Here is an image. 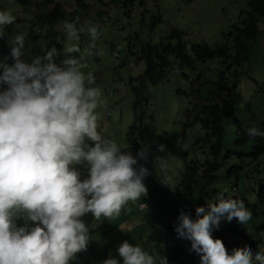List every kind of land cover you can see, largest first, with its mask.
<instances>
[{"label":"clouds","instance_id":"9594fccd","mask_svg":"<svg viewBox=\"0 0 264 264\" xmlns=\"http://www.w3.org/2000/svg\"><path fill=\"white\" fill-rule=\"evenodd\" d=\"M17 2L19 3L18 0ZM54 4L55 3L49 4V9H52ZM73 4L75 5L74 2ZM110 4L116 5L115 3ZM104 5H107V3ZM22 6L27 8V6ZM35 8L36 11H33L34 19L31 23L32 29L30 32L24 28L26 22L21 19L12 20L6 25H0V105H2V109L0 110V264H112L113 258L110 256L111 250L108 245L100 247L97 243L99 240L94 226L99 218L103 219V223L105 227H107V233L117 238L119 237L117 244H112L117 248L118 252L136 246L143 238H148L147 240L152 241L151 249L148 252L143 251L145 258L142 264H171V262L177 258L186 259L188 262L185 264H202V259H207L206 257L190 258L184 255L173 256L172 258L170 253L165 250L168 248L171 249L170 245L172 243L176 244L177 241H175L173 236L167 234V229L166 231L162 230L164 225H157L156 219L161 220L165 219L167 216L172 217L174 215L177 217V221H181L178 224H181L187 215H193V217L197 219L208 217L209 210L216 206L218 216L228 221L232 212V208L229 205L230 202L236 206V210L240 205H244L253 210V218L249 219L243 218L237 211L243 221L249 223L242 226L248 233H251V225L261 227L264 224L262 217L256 218L255 216L256 213L264 209L261 194V190L264 189V177L257 179L254 175V173H259L261 167H264V158L259 161H253L247 160L243 154H236L237 152L246 153L250 150L249 147L247 150L243 151L235 148L237 140L236 131L233 150L225 151L223 149L224 151H222L223 153H230L226 164L217 172L216 181L206 188V193L203 196L200 192V184H197L196 181L192 179H188L193 172L197 171V167L192 163L193 160L198 159L205 163L210 158L208 154L196 156L199 151L201 152L202 150L199 144H202L205 140V128L203 124L213 125V117L204 112L202 105L213 107L216 106L215 104H220L219 107L225 108L224 113H228L224 120L225 125L226 121L235 117L232 110V102H235L236 93L242 98L249 96L250 87L253 86L251 81H242L241 77L237 85H235L234 88L232 86L233 92L230 93L228 99L225 100V102H221L220 98L224 95L220 93L216 87L221 73L226 68L221 59L196 61L180 72H177L178 69L176 71L168 70V75L166 77L164 76L163 79L154 81L158 76L146 75L149 68L147 60L140 59L142 56L141 46L143 43L140 41L141 38L139 37L141 34H147L149 32V25L145 24L146 19L143 17V21L137 25L139 29H136L134 32L132 30L129 31L127 26L119 27V31H122V34H126L125 41L128 42L130 56L136 62L143 63L145 66L141 74L130 77L126 82V88H128L134 96V116L132 122L126 123L124 127L111 136H107L104 130L105 127L108 126L107 121L105 124L99 126H93V122L85 126L75 124L72 129L69 128L65 133L64 127L66 122H68L67 118H70V116H66L67 113L61 105L63 96L68 100L66 103H69L71 99L77 95L90 97L99 90H104L111 97L113 91L108 92L101 82H98V85H87L82 81L73 82L72 84L74 86L70 87L69 85L63 84L67 86L68 91L71 92L69 95H63L60 91H54L62 86L57 87L55 85V80L59 78L57 63L63 62L67 65L68 69H72L69 72L70 74H76L78 70L81 56L80 53L77 52L79 50L77 44L72 46V52H70L68 56H54L51 54L50 49L45 52L41 47L42 57L30 64H26L30 60L27 58L32 56L34 52H30L29 49H26L28 44L32 41H39L38 39L40 37H45L46 31L43 29L44 27L48 28L47 40H51L52 28H56V26L62 22H57L54 26L48 24L43 25V23L36 24L38 10L37 7ZM76 12L74 14L75 17H83V15L76 14ZM104 13L106 12H99L98 16L102 17ZM69 15L71 14L69 13ZM69 17L70 16L64 21L70 20ZM102 20L103 23L108 22L110 20V15H106ZM160 20L161 18L159 16L158 21ZM71 21L73 22V19ZM244 22H242L241 28H236L237 31L244 29ZM142 24H145V29H143ZM20 25L23 26V30L26 33L21 37H16L14 33H16L17 27ZM74 25L80 28L84 23L79 25L75 22ZM38 28H41V30H38ZM33 29L35 30L32 33ZM154 32H156L155 29H153V35ZM174 32L177 33L175 36L176 39L170 40L169 44H175L179 37H181L186 44H196L185 40L184 33L177 30ZM31 34H33L32 37H30ZM157 37L158 40L162 39L161 36ZM27 38L30 39L26 41L25 39ZM15 45H18V49H11V47ZM224 45L216 49L211 48V50H217ZM58 49H60V46ZM163 50L164 49L161 47V54ZM122 52V45L114 46V74L125 65V62H122ZM12 53H15V55ZM13 57H15L17 61L13 63L10 68L9 63L11 62H9V60ZM71 62H73V66H71ZM211 62L221 63V68L218 69L216 79L199 75L197 83L189 88L188 93L185 92V98L188 99V101L181 106V113L178 115L180 119L177 120L178 127L174 128L166 117H162L160 107L157 103L149 100L147 91L150 86H159L168 77H174L177 80L179 78L188 80L191 76L195 75L194 70L196 63L205 65ZM30 66L33 69V76L30 75ZM12 71L26 72L29 79L26 84L27 87H25L21 93V95L25 94L28 97L29 107L27 110L19 112V114L16 104L10 100L11 92L19 83L16 82L19 78L12 74ZM233 71L234 70L231 69L230 73H233ZM22 80L26 79L23 78ZM252 80L260 87L262 86V82H260L258 78H252ZM247 81L252 83V85L248 87ZM51 91L55 96V100L50 97ZM178 93H180V91ZM254 94L256 95L255 89ZM256 98L257 96L255 97V101ZM246 99L248 100V98ZM110 102L111 98H108L106 103ZM160 120L161 127L158 123ZM93 121L94 124L98 122L94 118ZM243 125L246 131L253 132L260 130L264 125V121L255 124L253 127L250 126L248 122L243 123ZM156 131L167 135L169 143L167 146H161L154 151V147L159 145L155 140L158 135ZM90 132H93L97 146H99L100 150L103 149V151L114 149V136L122 137L125 144H127L130 156L129 162L132 163V168H125L122 162H120V165H122L120 175L121 179L126 181L134 180L135 184L140 185L142 190V192H140L141 190L135 191L128 188V201L126 204L131 205L134 211L123 213L124 209L122 205L124 204L119 203L116 198H114L113 202H110L108 197L98 196L101 178L99 176L97 178L100 171L98 168L92 170L93 173H91L89 177L93 178L90 183L79 182L86 171L91 170H86L81 166L84 162L78 159L79 152L75 150L74 145H69L67 143L69 139L75 140V137L81 138L82 136H89ZM58 133H60V135L54 137ZM172 134L180 149L179 158L173 155L170 146ZM76 143L79 144L77 141ZM108 143L110 144L109 148ZM67 148L70 150V153ZM193 148H195L197 152H193ZM85 149L87 154L91 155L89 151H94V146L88 145ZM47 150H49V153H47ZM56 151L60 153V158L65 154L67 155L64 173L68 177V180L57 179V181L59 180L58 183L67 187L71 185L77 187L80 192L86 195L88 207L94 210L93 213H95L96 219L93 225H91V230L95 233L94 240H82L79 235L76 238H74V236L67 237V225L73 223V219L78 220L81 216V212L79 213L74 205V203L78 201L77 198H73L72 196L64 198L58 195L53 189H49L48 185H46L42 179H40V181L44 188L40 191L32 190L33 184L36 181L35 173L38 175L39 169L42 168L43 164L48 162L47 155H53ZM231 151L235 152L232 153ZM238 155H243V158H239ZM71 158L79 163V165H77L79 166L78 170L75 169L74 163L71 162ZM179 159H182L184 162V172L181 178L180 174L183 170L182 164H180L179 168L176 167V164H172L173 162L176 163V160ZM151 160L160 167L161 171V174L154 176L155 180L153 182L151 179L144 177V171L146 168H150L149 162ZM233 166L244 167L243 175L240 176L243 178L242 181L240 180L238 182L237 178L232 177L230 178L232 180L230 183L227 174H229L228 171ZM66 168L71 171L69 174L66 173ZM172 170L177 171L174 177L171 176L173 174ZM203 170L204 167L200 170V175H202ZM94 171L96 172L95 175ZM222 171H224L223 174H221ZM163 172H166L171 177L165 176L162 174ZM103 174L104 172H102L101 176ZM196 176L198 178V173ZM166 179H175L178 181L177 189L172 193L170 200L165 195ZM218 181H222V187H216ZM149 183H152V185L148 186ZM257 184H260L258 191ZM119 187L123 188L124 184L118 183V187H115L114 191H120ZM256 195L260 198L261 211H258L257 207H252L250 205ZM201 198L205 205L210 206L209 210L206 212H204V204H199ZM191 201L194 203V208L190 207L187 210L176 206V204L190 203ZM241 201H243L244 204H242ZM58 202L61 203L60 208L52 209L51 206L54 207ZM108 205H114L116 208V217L121 214L120 219L124 220L122 224L116 225L113 217L103 215L101 209ZM100 206L103 207L100 208ZM260 219V223L257 224L256 221ZM178 224H169L168 227ZM122 225L125 226L122 228ZM132 225L135 226L133 227ZM137 228L138 231H136V233H130L132 229ZM54 229H58L63 233L60 234L59 232L58 234L60 237L63 236V241H61V243H56V241H54ZM125 229L128 232L125 234L126 238L123 239L120 235L125 233ZM262 234L264 235V232ZM130 239L136 240L134 244H132ZM201 239L202 246L199 241L200 251L203 248L204 236H202L200 240ZM90 240H92L91 245L87 243ZM83 245L85 246L84 249L82 248ZM160 248H162L161 251ZM240 256L241 253L237 250L234 254V264H237L238 260L241 262ZM130 259L131 257L125 259L127 264ZM208 262L211 264L209 260Z\"/></svg>","mask_w":264,"mask_h":264},{"label":"rangeland","instance_id":"374dc122","mask_svg":"<svg viewBox=\"0 0 264 264\" xmlns=\"http://www.w3.org/2000/svg\"><path fill=\"white\" fill-rule=\"evenodd\" d=\"M33 1L35 4L32 7L25 8L19 4L17 0H0V25H6L12 20L21 19L26 22L24 28L30 32L32 29L31 23L34 19L33 11H36L35 6L42 3L44 0ZM124 1L125 0H122V3ZM250 1L251 0H136L131 6L126 8L122 4L112 5L110 4V0H105L107 5H104L103 0H88L89 9L84 13L82 18L74 16L76 7L73 2L68 4L63 3V10L71 14L69 17L70 20L62 21L56 28H52L51 40H47L48 28L44 27L43 29L46 31L45 37H40L38 39L39 41L30 42L26 48L29 49L30 52L34 51L32 56L27 58L30 60L26 64H30L42 57L41 47L45 52L50 49L51 54L54 56H68L70 52H72V46L77 44L79 48L77 52L80 53L81 56L78 70L76 74H70L69 72L72 69H68L67 65L63 62L57 63L59 78L55 80V85L57 87L62 86L54 91H60L63 95H69L71 92L68 91L67 86L64 85H69V87L74 86L72 83L77 81H82L87 85H98V82H101L108 92L113 91V95L110 97L104 90H99L90 97L77 95L73 97L69 103H66L68 100L63 96L61 105L67 113L66 116H70V118H67L68 122L65 124L64 132L66 133L69 128L72 129L75 124L85 126L93 122V126H99L105 124L107 121L108 126H106L104 130L107 136H111L124 127L126 123L132 122L134 116V96L130 90L126 88V82L130 77L141 74L145 69L143 63L136 62L130 56L128 42L125 41L126 34H122V31H119L120 26H127L129 31L132 30L134 32L136 29H139L137 25L143 21V17L146 19L145 24L151 26L160 16L161 20L157 21L155 27H153L156 31V36L169 37L170 40H175L177 33L174 31L177 30L184 33L185 40H188L190 43L200 45L207 44L210 48L216 49L226 43V38L229 36L230 32L235 31L238 27H242V22L247 18L246 12L249 11ZM99 12L106 13L102 14V17H100L98 16ZM106 15H110V20L103 23L102 19ZM155 16L157 17L156 19H154ZM72 19L73 22L71 21ZM75 22L79 25L84 23V25L77 28L74 25ZM145 24H142L143 29H145ZM258 27L260 29V34L253 44L252 63L244 66L242 69L252 74L254 79L258 78L259 81L262 82V86L260 87L251 78L250 80L246 76L242 77V81L249 80L253 83L248 93L249 96L242 98L236 93L235 102H232V110L235 117L243 123L248 122L252 127L264 121V20H259ZM38 30H41V28H38ZM25 33L23 26L20 25L17 27L16 33L14 34L16 37H21ZM116 45L123 46L122 62H125V65L114 74L115 58L113 49ZM59 46L60 49H58ZM71 66H73V62H71ZM220 68V62H211L205 65L196 63L194 70L195 75L191 76L188 80L184 78H179L177 80L174 77H168L159 86H150L147 91L149 100L156 102L160 107L162 117H166L173 127L177 128V120L180 119L178 115L181 113V106L188 101V99L185 98V92L188 93L189 88L197 83L199 75L216 79L218 69ZM247 83L248 87L252 85V83L248 81ZM254 89L256 95L254 94ZM179 91L180 93H178ZM256 96L257 98L255 101ZM50 97L55 100L52 91L50 92ZM108 98H111L110 103H106ZM246 98H248V100ZM93 118L98 122L94 124ZM158 123L161 127V120ZM235 131V122L233 118H230L224 125L222 147L225 151L233 150L235 144ZM156 134L158 135L155 140L159 145L154 147V151L161 146H167L169 143L167 135L157 131ZM75 140L80 145L87 147L88 145H93L94 134L90 132L89 136H82L81 138L75 137ZM113 143L115 146L114 149H108L106 151H103V149L100 150L99 146L94 144V151H89L92 155L91 158H89V162L81 165L84 169H90L91 171H86L79 182L90 183L93 178L89 177L91 173H93L92 170L98 168L100 171L97 178L98 176L101 177L98 196L108 197L110 202H113L114 198H116L119 203L124 204L122 205L124 209L123 213H129L134 211V208L126 204L128 201V188L135 191H139L141 188L140 185L135 184L134 180L126 181L121 179L120 169L122 165H120V162H122L125 168H132V163L129 162V150L124 139L120 136H114ZM170 146L173 155L179 158L180 149L173 134L170 138ZM109 147L110 144L108 143V148ZM67 150L70 153L68 148ZM71 162L74 163L75 169L78 170L79 166L77 165H79V163L73 158H71ZM172 164H176L177 168L182 164L183 170L180 174L181 178L184 172L183 160H176V163L173 162ZM149 165L150 168H146L144 171V177L151 179L153 182L155 180L154 176L161 174V171L160 167L153 160L149 162ZM172 171L173 174L171 176L174 177L177 171ZM70 172L71 171L66 168V173L69 174ZM102 172H104V174L101 176ZM223 173L224 171L221 172V174ZM95 174L96 172L94 171V175ZM162 174L171 177L166 172ZM254 175L257 179L263 178L264 167H261L259 173H254ZM165 181V195L170 200L172 193L177 189L178 181L175 179H166ZM118 183H123L124 187H119L120 191L115 192L114 190L115 187H118ZM151 185L152 183L148 184V186ZM222 186V181L216 183V187ZM257 186L258 191L260 184H257ZM140 192H142V190ZM246 195L249 196L248 194ZM241 202L244 204L243 201ZM260 204V198L257 195L250 203L252 207H257L258 211L262 210ZM176 206L188 210L190 207L194 208V203L191 201L190 203L176 204ZM102 207L103 206H100V208ZM237 211L245 219L253 218V210L251 208L240 205ZM101 212L103 215L113 217L116 225L122 224L124 221L120 219L121 214L117 217L115 216L116 208L114 205L104 206ZM177 220V217L173 215L172 217L167 216L165 219L161 220L156 219V223L158 226L164 225L162 230L166 231L169 224H178L181 222ZM260 221L261 219L256 221V223L258 224ZM124 226L125 225H122V228ZM94 228L99 240L97 241L98 245L100 247L108 245L110 248V256L113 258L112 264H127L125 259L128 257H131L128 264H142L145 258L143 251L148 252L151 249L152 241L147 240L148 238H143L136 246L118 252L117 248L113 245L117 244L119 237L117 238L107 233V227H105L102 218L97 220ZM138 228L132 229L130 233H136ZM59 232L58 229L53 230L54 241H56V243H61V241H63V236L60 237L58 235ZM126 232L128 231L126 230L120 237L125 239ZM60 234L63 233L60 232ZM130 240L132 244L136 241L135 239ZM201 241L202 239L200 240V245L202 246ZM186 262L188 261L184 258H177L172 261L171 264H185ZM202 264H209V262L204 258L202 259ZM237 264L243 263L238 260Z\"/></svg>","mask_w":264,"mask_h":264},{"label":"trees","instance_id":"16d2710c","mask_svg":"<svg viewBox=\"0 0 264 264\" xmlns=\"http://www.w3.org/2000/svg\"><path fill=\"white\" fill-rule=\"evenodd\" d=\"M20 4L30 7L35 4L33 0H18ZM136 0H112L111 3L122 4L124 7L128 8ZM74 2L76 7V14L83 15L88 11L89 6L87 0H44L42 3L37 4L38 13L36 15V24H48L54 26L55 23L64 21L70 16L65 10L62 9L63 3ZM55 3L52 9H49L48 5ZM105 4V0H103ZM247 18L244 22V29L241 31L230 32L227 37L226 44L217 49L211 50L207 44L197 45V44H186L183 42L182 38L179 37L175 44H169V37H162L158 40L156 32L153 35V27L156 25V21L159 17L156 16L152 26H148V33L141 34V46L142 56L140 59L147 60L149 66L146 75L158 76L154 79L160 80L167 76L168 70H177L180 72L187 66H191L196 61H201L205 59H221L222 63L225 64L226 68L221 73L220 79L216 83V87L220 93L224 96L220 98L221 102H225L230 96L232 91V86L240 81L241 77L248 76L253 78L254 76L242 68L244 66L252 63V52L253 44L256 42L260 29L258 27L259 20H264V0H251L249 3V11L246 12ZM35 29L32 30V33ZM33 34L30 35L32 37ZM157 37V39H156ZM30 39H25L26 41ZM158 41V43H157ZM148 42V43H146ZM146 43V44H144ZM163 48V53L161 54L160 48ZM11 49H18V45L11 47ZM15 55V53H12ZM16 58L13 57L9 60V67H12L13 63H16ZM38 67V65H37ZM30 75L33 76V69L30 66ZM233 69V73H230ZM174 71V72H175ZM12 74L16 75L19 80L16 82L18 86L11 92L12 102L17 106L18 114L21 111L27 110L29 107L28 97L24 94L21 95L22 90L27 87L28 75L26 72H16L12 71ZM25 78L26 80H22ZM213 107H206L202 105L204 112L210 114L213 117V125L203 124L205 132V140L201 146V152L196 156H204L208 154L210 157L205 163L199 161L198 159L193 160L192 163L197 167V171L193 172L188 179L196 181L200 184V192L203 196L206 193V188L212 184L217 179V172L226 164L230 153H223L222 151V139L224 134V120L226 118L225 108L219 107L220 104H215ZM2 105H0V110ZM236 125V147L238 150H247L250 148L249 152L236 154H243L247 160L259 161L264 158V125L260 130L256 131H246L243 128V122L237 117L233 118ZM44 132V131H43ZM60 133L54 137L59 136ZM69 145H74L75 150L79 152L78 159L84 163L88 162V158L92 155L87 154L84 146L76 143L74 139H69ZM97 145L96 141H93V146ZM56 147V146H55ZM193 152H197L195 148L192 149ZM234 153L235 151H231ZM49 153V150H47ZM243 155H238L239 158H243ZM47 163L43 164L42 168L39 169L38 175L35 173L36 181L33 184V191H40L43 187L40 179L44 180L45 184L48 185L49 189H53L55 193L66 198L72 196L77 198L78 201L74 203L75 208L80 213L81 216L78 220L73 219V223L68 224L66 228L67 237L76 238L78 235L82 240L95 238V233L91 230V225H93L96 215L91 207H88V199L86 195L80 192L75 186H64L59 184L57 179L68 180V177L64 173L63 167L67 163V155H63L60 158V153L57 151L55 154L47 155ZM204 167L202 175H200V170ZM202 167V168H200ZM200 168V169H199ZM229 174L227 176L230 178L235 177L238 182L243 180L242 176L244 172L243 166H233L229 169ZM198 173V178H197ZM230 179V183H231ZM71 184V183H70ZM262 203L264 204V189L261 190ZM205 198V197H203ZM64 202V201H62ZM60 202L56 203L52 209L60 208ZM199 204L203 205L204 201L201 198ZM232 208V212L229 216V220L226 221L220 218L217 214V207L209 210V205H203L204 212L209 210L208 217L202 219H197L193 215H187L184 218L183 223L178 225H171L167 228V234L173 236L176 244L172 243L170 245L171 249L165 250L169 252L171 257L184 255L187 257H206L211 264H234L235 257L234 254L238 250L241 253L240 260L243 263L248 264H264V224L259 227L257 225H251V233H248L246 229L242 228L245 224H249L240 217L237 213L236 206L229 202ZM264 207V206H263ZM256 218L262 217L264 220V209L261 212L255 214ZM150 220V219H149ZM204 236L203 248L200 251L199 241L200 238ZM89 243L91 245V241ZM179 242V243H178ZM84 249L85 246L83 245ZM162 248H160L161 251ZM196 264V263H194Z\"/></svg>","mask_w":264,"mask_h":264}]
</instances>
